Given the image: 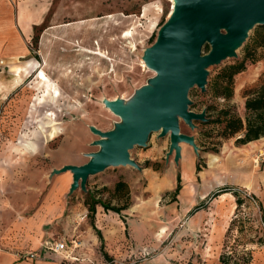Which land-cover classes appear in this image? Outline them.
Listing matches in <instances>:
<instances>
[{"label": "rangeland", "instance_id": "1", "mask_svg": "<svg viewBox=\"0 0 264 264\" xmlns=\"http://www.w3.org/2000/svg\"><path fill=\"white\" fill-rule=\"evenodd\" d=\"M174 6V0H52L48 20L25 41L31 53L19 59L0 58V211L4 244L13 243L6 249L21 256L22 248L32 244L33 237L42 231L50 234L46 240L61 239L69 231L70 239L80 236L84 225L87 229L97 220L88 204L103 200L111 205L109 197L122 180L135 192V199L121 215L106 212L120 226L121 241L115 239L113 225H99L106 240L101 247L98 238L99 243L93 246L101 263L264 264V212L260 210V203L264 204V155L259 166L254 161L264 154V138L237 146V135L226 140L215 154L205 150L218 142L216 125L199 122L197 129L191 130L181 122L183 133L198 137L200 153L193 155L196 165H205L194 185L205 194V176L215 180L198 203V193L189 191L193 200L188 201V207L194 206L191 210L204 204L194 215H184L185 199L179 205L169 201L175 189L166 192L161 187L162 176L152 178L146 171L151 165L161 171L165 168L170 138H161L159 133L151 135L146 147L130 151L141 171L132 166H110L90 176L86 190L73 193L71 173L54 174L64 165L89 162V155L100 149L93 144L99 137L91 127L106 132L120 122L105 106V100L122 99L128 104L136 91L157 75L143 56L156 42ZM263 37L264 26H255L235 58L208 68L206 90L197 86L190 90L191 111L201 113L209 108V119L227 108L238 113L240 99L217 98L213 84L246 54L256 80L254 89L264 83ZM209 49L204 48L203 54ZM41 70L47 78L40 75ZM49 78L58 90L54 100L49 94ZM51 113L58 133L47 138L44 130L48 132L45 126ZM41 127H45L43 132ZM184 147L193 150L189 145ZM212 156L217 159L211 164ZM173 158L168 165L173 164ZM222 188L237 190L244 203L237 208L232 193L213 197ZM126 191L122 189L119 197L123 198ZM121 203H126L125 198ZM120 244L127 247L117 250Z\"/></svg>", "mask_w": 264, "mask_h": 264}, {"label": "water", "instance_id": "2", "mask_svg": "<svg viewBox=\"0 0 264 264\" xmlns=\"http://www.w3.org/2000/svg\"><path fill=\"white\" fill-rule=\"evenodd\" d=\"M170 19L161 27L156 42L146 49L143 60L157 75L136 91L130 103L122 99L105 100V106L121 122L111 131L91 127L99 137L93 144L100 149L91 153L89 162L65 165L54 174L71 172L70 192L86 190L90 176L110 166L142 168L130 157L134 147H146L153 133L170 138L167 161L179 163L184 144L200 153L195 137L183 133L181 122L191 130L197 122L210 119L204 110H190V90H206L208 68L235 58L236 51L257 25L264 26V0H174ZM205 46L210 47L203 54Z\"/></svg>", "mask_w": 264, "mask_h": 264}, {"label": "crops", "instance_id": "3", "mask_svg": "<svg viewBox=\"0 0 264 264\" xmlns=\"http://www.w3.org/2000/svg\"><path fill=\"white\" fill-rule=\"evenodd\" d=\"M51 8H52V0H0V58L6 57L12 60V59H19L26 55H29L31 53V50L30 47L26 45L25 41L26 39H31L34 36L35 30L42 27L46 23L48 17L50 16ZM250 69L251 67L247 65L246 70L239 75V78L237 79L236 77L234 84V95L231 99L232 102L235 101L237 102L238 99H240L238 114L242 118L245 124L248 119L249 120L254 119V112L249 111L246 108V102L248 100L254 99V91L252 93H249L248 91L250 90V87L251 89L254 88V82L256 81L254 80V73L251 72ZM260 76L261 74H259V77ZM1 89H2V84L0 82V91ZM190 135H193L195 137L196 142L198 143V137L196 136V134L191 133ZM256 142H258V140L253 141L247 144L246 146L250 144H254ZM194 154H195L194 150H191L190 148L186 150V148L183 145L182 158L179 161L180 166L176 164L174 160H173V164L168 165V162L170 161L169 160L166 162L165 168L162 171L161 169L158 170L154 169V167H152L153 165H151V167H146V171H148L150 177L155 178L156 176L157 177L162 176L160 183H161V187L164 188L166 192H171L173 191V189L176 190L178 185V176L179 175L181 176V190L176 196L175 201H172L171 200L172 198L169 201L171 203H176L177 205H179L185 199V203L182 206L184 215L189 214V212L191 215L192 212L191 209L192 207H194V206L188 207L189 206L188 201L193 200L189 191L194 190V193L196 192L198 193L197 201H196V203H198L201 197H204L205 195L208 194L209 191H211V187L209 188V185H211V183H215L214 178H212L213 176L211 175L205 176L207 179L206 181H208L206 184L208 185L206 186V188L208 187L207 188L208 190L206 191L205 194L203 192H200L197 189V187L194 185L193 183L194 179L195 178L201 179V175L203 174V172H200L199 174L196 173V162L193 159ZM71 165H77V164H71ZM186 166H189L187 171L185 170ZM67 173H71V172H67ZM72 181H73V176H72ZM129 189H130L128 195L129 201L127 204L128 209L131 206V201L135 199L134 197L135 192L132 190L131 187H129ZM106 197L107 195H104V199H106ZM123 198H120L118 194L117 195L114 194L113 196H110L109 200H113L110 206L123 207L127 203V198H125L126 203H121ZM25 199H26V205L30 209L31 204H29L28 197H26ZM102 201L99 200L98 201L99 203L96 204L95 213H93L90 210V206L88 204L91 214L94 217H96L97 220L95 219L92 220L90 227H88L87 229H86V225H84L81 228L82 229L80 233L81 235L78 236L79 237L78 240L82 243V246L79 249L80 254L87 256L96 264H105V263L103 262L101 263V261L97 258L98 257L96 252L97 248L93 246V245H97V243H99L98 238L100 239L94 226L101 232L102 239H100L101 241L100 246L102 245L103 241L106 240V237L104 236V233L100 229L99 225L106 227L108 226L109 228L110 226L113 225L114 226L113 235L115 236V239L119 241L122 240V236L120 233V226L118 227V225L115 224L116 222L112 217L108 218L106 212H108L109 210H106L101 205L104 204V202ZM260 206L264 208L263 203H260ZM11 209L13 211H16L17 206L11 205ZM2 216L3 215L1 214L0 211V264H90L87 261L73 263L63 259L61 256L42 250V245L46 241V236L49 234L47 232L45 233V231H42L41 235L34 236L33 237L34 240L32 244H29V246H27L26 248H22L24 254L36 253L38 255V258L29 259L22 257L23 254L21 256L17 255L14 251H10L6 249L7 246H13V243L4 244ZM91 230L96 232V234H94V232H92ZM67 233L68 235L63 236L61 239L64 238H66L67 240L70 239L71 231ZM122 247H127V245L120 244L117 250L122 249ZM10 249L12 250V248ZM103 250L107 251V248L104 247Z\"/></svg>", "mask_w": 264, "mask_h": 264}, {"label": "trees", "instance_id": "4", "mask_svg": "<svg viewBox=\"0 0 264 264\" xmlns=\"http://www.w3.org/2000/svg\"><path fill=\"white\" fill-rule=\"evenodd\" d=\"M264 39V37H263ZM209 46H205V49H208ZM210 51V49H209ZM251 60L250 56L246 54V57L243 61L239 64L231 66L228 68L227 71L221 73L216 82L213 84V94L219 99L231 100L234 95V84L236 77L239 76L243 71L247 68V61ZM254 60L252 59L251 62ZM223 83V85H222ZM254 91V99L248 100L246 102V108L249 111L254 112V119H248L246 124L243 122L242 118L239 114L235 111V109H224L217 112V117L214 119H210L206 125H216L218 127V142L212 144V148H206L205 151H212L215 154H219L220 148L223 146L226 140L230 138L236 137L240 135L239 138L236 140L237 146H245L253 141L260 140L264 137V83L256 87L255 89H250L248 92L252 93ZM207 112V117H209V108L205 109ZM199 123V122H197ZM198 145V143H197ZM199 146V145H198ZM203 167L205 165H201V163H197L196 165V173L199 174L202 172ZM127 188V191L124 195V198H127V203L123 207H116V206H108L101 204L106 210L112 211L116 214L121 215L123 210L128 209V195H129V187L128 185L120 180L116 183L114 188V194L117 195L122 189ZM181 190V176H178V185L173 193L172 201L176 200V196L178 195L179 191ZM224 193H232L236 197V204L237 208H239L243 203V199L237 190L234 188H222L218 190L213 197H218ZM99 202H95L93 204L89 203L90 210L95 213L96 204ZM204 208V204L197 206L194 210H192L191 215H194L198 211ZM260 210L264 212V208L260 206ZM97 234L99 235L100 239H102L101 232L94 226ZM222 258V257H221ZM224 258H222L223 260ZM221 260V261H222ZM223 264H226L222 261Z\"/></svg>", "mask_w": 264, "mask_h": 264}, {"label": "built area", "instance_id": "5", "mask_svg": "<svg viewBox=\"0 0 264 264\" xmlns=\"http://www.w3.org/2000/svg\"><path fill=\"white\" fill-rule=\"evenodd\" d=\"M264 154H259L257 158L254 160L256 166H259V159ZM264 165V161H263ZM86 216V215H85ZM87 217V216H86ZM79 237H73L71 239H55V238H48L42 245V250L46 252L53 253L55 255L61 256L63 259L68 260L73 263L87 261L90 264H96L87 256L80 254L79 249L82 246V243L78 240ZM22 257L29 258V259H36L38 255L36 253H26L23 254Z\"/></svg>", "mask_w": 264, "mask_h": 264}, {"label": "bare ground", "instance_id": "6", "mask_svg": "<svg viewBox=\"0 0 264 264\" xmlns=\"http://www.w3.org/2000/svg\"><path fill=\"white\" fill-rule=\"evenodd\" d=\"M55 26H56V25H55ZM86 50H87V49H86ZM90 52H91V51H90ZM96 54H100V53L98 52V53H96ZM105 57H106V56H105ZM40 75H41L43 78H47L44 70H41ZM47 85H48V87H49V94L51 95L52 100H54L55 97H56V95L58 94V90L54 87L53 82H51V79H50V78L48 79ZM48 117H50V118H47V120H48V121H47V126H45V127H48L49 129H48V132H47V130H46V131L44 130V135H45V137H47V138H54L55 135L58 133V128H57V127L55 126V124H54L55 119H54L53 114H52V113L49 114ZM45 127H41V131H42V129H44ZM42 132H43V131H42ZM216 159H217L216 156H212L211 159H210V160H211V164L214 163V161H215ZM40 194H41V193H40ZM222 195H226V194H222Z\"/></svg>", "mask_w": 264, "mask_h": 264}]
</instances>
